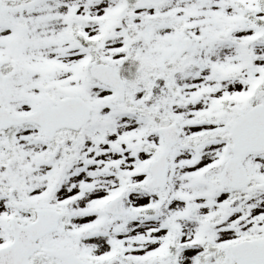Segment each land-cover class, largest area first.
<instances>
[{
    "label": "snow or ice",
    "instance_id": "6c2138e0",
    "mask_svg": "<svg viewBox=\"0 0 264 264\" xmlns=\"http://www.w3.org/2000/svg\"><path fill=\"white\" fill-rule=\"evenodd\" d=\"M0 264H264V0H0Z\"/></svg>",
    "mask_w": 264,
    "mask_h": 264
}]
</instances>
